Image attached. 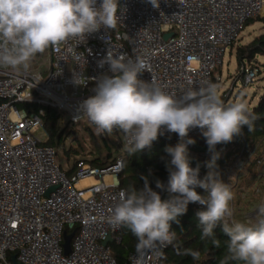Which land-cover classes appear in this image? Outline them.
Here are the masks:
<instances>
[{
    "label": "built area",
    "instance_id": "2783aa9c",
    "mask_svg": "<svg viewBox=\"0 0 264 264\" xmlns=\"http://www.w3.org/2000/svg\"><path fill=\"white\" fill-rule=\"evenodd\" d=\"M118 5L115 29L102 27L86 39L50 47L46 70L0 68V264H118L110 241L104 242L109 236L121 241L122 225L109 217L124 190L118 178L123 157L105 165L81 158L68 175L56 161V148L32 132L36 125L43 128L44 109L30 112L20 103L56 107L66 121L80 122L86 117L82 102L95 95L102 76L113 75L107 63L100 67L108 53L126 61L146 59L148 71L139 79L180 97L189 88L222 80L217 71L227 50L248 20L264 14V0H159L157 7L149 0H118ZM241 70L243 81L251 83L255 68L242 64ZM201 132L194 128L189 138ZM161 136L178 137L167 130ZM115 141L128 146L124 134ZM84 178L94 181L78 185ZM65 232L75 233L68 254ZM166 247L131 251L125 264H167Z\"/></svg>",
    "mask_w": 264,
    "mask_h": 264
},
{
    "label": "clouds",
    "instance_id": "9594fccd",
    "mask_svg": "<svg viewBox=\"0 0 264 264\" xmlns=\"http://www.w3.org/2000/svg\"><path fill=\"white\" fill-rule=\"evenodd\" d=\"M157 7L159 0H149ZM118 0H0V68L27 71L32 61L50 47H58L71 39L85 38L99 29H115L119 22ZM112 76L104 75L97 82L95 95L82 102L83 115L100 133L119 130L128 141L127 152L135 156L151 147L158 136L167 130L176 133L179 142L167 146L171 157L166 164L169 171L167 186L157 180L156 188L175 194L162 199L158 191L149 185L131 186L122 190L118 202L111 210L109 222L126 225L137 240V252H147L159 245H173L177 233L172 222L179 224L181 215L190 202L206 205L197 212L202 241L211 239L219 248L221 241L214 229L222 227L229 239L219 264H264V204L258 208L255 224L233 219L231 202L234 193L219 174L210 170L202 179L199 166H190L188 145L190 130L200 128L209 151L218 144L232 142L242 134L246 126L252 131L256 117L247 104L235 101L225 105L218 85L207 83L198 89L189 88L182 96L169 94L153 82L139 79L148 71L146 59L125 56L107 57ZM213 156L208 167H214ZM203 189L206 195L196 191ZM184 255L199 261L201 252L185 249Z\"/></svg>",
    "mask_w": 264,
    "mask_h": 264
},
{
    "label": "trees",
    "instance_id": "16d2710c",
    "mask_svg": "<svg viewBox=\"0 0 264 264\" xmlns=\"http://www.w3.org/2000/svg\"><path fill=\"white\" fill-rule=\"evenodd\" d=\"M254 18H251L245 24L248 25ZM260 20L264 22V16L260 17ZM264 55V32L259 36H256L251 42L245 45H239L236 51V57L238 66L247 64L246 62H252L256 55ZM216 81H214V84ZM225 105H229L233 102H229L226 98L223 99ZM20 108H26L28 111H37L40 107L44 109L42 116L43 128L47 133L46 144L56 148L57 153L59 147L65 142L66 139V127H58L57 120L63 116V112L49 105H39L36 103L24 102L18 105ZM250 112L256 117L253 123L252 131H248L245 126L242 130V134L235 137L232 142L226 144H219L218 149L209 151L206 143V139L201 133L193 136L195 143L191 144L188 149V158L190 165L199 166L200 171L205 176L210 170L217 172L219 169L225 168L230 157L233 154L232 146L247 144L250 141H255L259 138H264V92L260 95L258 102L252 107H248ZM81 122V121H80ZM80 122L73 123L66 121L70 125H76ZM72 132V130H71ZM123 133L119 130H114L112 133H107L108 137L103 136V146L95 149L94 157L89 159L85 157H79L82 155L81 147L71 146L67 148V160L74 159L73 163L67 170L68 175L72 174L75 169L76 162L83 158L95 165H105L108 162L116 160L118 156L123 157V167L118 173L119 186L121 188L128 189L131 186H135L137 189H141L144 186V180L141 177H147L149 185L153 190L158 191L166 199H170L175 194L169 193L166 190L156 188V181L159 180L167 186L169 171L166 164L170 161L171 157L165 151L167 146H175L179 142L178 137L161 136L154 141L153 145L144 149L135 156H130L127 152V147L124 144L116 143L115 139L121 136ZM222 145L226 146V151H220ZM218 154V158L215 159L214 167L208 168V164L212 161L213 156ZM62 167V165L60 164ZM196 191L201 195H206L203 189L197 188ZM206 210V205H200L199 203L190 202L187 205L186 212L178 217L179 224L172 222V230L177 233V241L173 245H167L164 250L162 260L167 264H219L221 257L226 251L225 241L229 237L223 233L222 227L217 226L214 229L215 236L221 241L219 248L212 245L211 239L202 241L200 239L201 230L199 227V221L197 218V212ZM121 241L118 242L115 239L109 242L112 248L113 256L116 258L118 264H125L128 260V255L131 251L136 250L137 240L126 225H122L120 230ZM199 250L201 252V258L199 261H194L191 256L184 255L185 249ZM240 264V262H235Z\"/></svg>",
    "mask_w": 264,
    "mask_h": 264
},
{
    "label": "rangeland",
    "instance_id": "374dc122",
    "mask_svg": "<svg viewBox=\"0 0 264 264\" xmlns=\"http://www.w3.org/2000/svg\"><path fill=\"white\" fill-rule=\"evenodd\" d=\"M263 16L264 14L255 17L245 26L239 39L232 48L227 50L223 64L218 68L217 73L221 74L222 80L216 81L215 84L219 87L222 101L225 98L229 102L242 100L248 107H252L264 92V55L258 54L252 62H246L247 68L253 67L256 70V76L249 84L242 79L241 66H238L236 57L239 45L251 42L264 32V22L260 20ZM62 118L64 121L61 126H57L66 127L67 137L59 147L56 161L62 165L64 170H67L74 161L73 158L67 160V148L73 145L81 147L83 152L79 157L91 159L94 157L92 152H95L94 150L98 147L102 148L103 136L108 137V135L106 132H98L87 117L76 125L66 123L64 114ZM32 132L41 141H46L48 138L44 128L39 125L34 126ZM232 150L233 154L225 168L219 169L217 173L225 183L230 185L234 193L235 198L231 202L234 212L233 219L246 224H255L258 219V208L264 204V138L232 146Z\"/></svg>",
    "mask_w": 264,
    "mask_h": 264
},
{
    "label": "crops",
    "instance_id": "0c3cea01",
    "mask_svg": "<svg viewBox=\"0 0 264 264\" xmlns=\"http://www.w3.org/2000/svg\"><path fill=\"white\" fill-rule=\"evenodd\" d=\"M49 61H50V57H49V51L47 50L44 54L38 55L31 63V68L35 69V70H40V71H44L47 69L48 65H49ZM107 180H111V177L108 176ZM82 181V180H81ZM80 181V182H81ZM78 183V185H84L81 183ZM86 185V184H85Z\"/></svg>",
    "mask_w": 264,
    "mask_h": 264
},
{
    "label": "water",
    "instance_id": "95a60500",
    "mask_svg": "<svg viewBox=\"0 0 264 264\" xmlns=\"http://www.w3.org/2000/svg\"><path fill=\"white\" fill-rule=\"evenodd\" d=\"M171 35H172V33H168L165 35V37L168 38ZM218 146H219V144L216 145L214 150L218 149ZM74 234H75L74 232H71V233L65 232V234H64L63 247H64L65 254H68L71 251V241H72ZM111 240H112V237L109 236L108 239L104 242V244H107ZM15 264H19V263L15 261Z\"/></svg>",
    "mask_w": 264,
    "mask_h": 264
},
{
    "label": "bare ground",
    "instance_id": "6f19581e",
    "mask_svg": "<svg viewBox=\"0 0 264 264\" xmlns=\"http://www.w3.org/2000/svg\"><path fill=\"white\" fill-rule=\"evenodd\" d=\"M93 181H94L93 178H84V179H82V181L80 183L85 185V184H89Z\"/></svg>",
    "mask_w": 264,
    "mask_h": 264
}]
</instances>
